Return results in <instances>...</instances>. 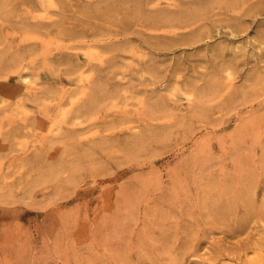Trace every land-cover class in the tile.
<instances>
[{
    "label": "rangeland",
    "instance_id": "374dc122",
    "mask_svg": "<svg viewBox=\"0 0 264 264\" xmlns=\"http://www.w3.org/2000/svg\"><path fill=\"white\" fill-rule=\"evenodd\" d=\"M140 1L0 0V264H264V11Z\"/></svg>",
    "mask_w": 264,
    "mask_h": 264
},
{
    "label": "bare ground",
    "instance_id": "6f19581e",
    "mask_svg": "<svg viewBox=\"0 0 264 264\" xmlns=\"http://www.w3.org/2000/svg\"><path fill=\"white\" fill-rule=\"evenodd\" d=\"M116 2L117 1H115L114 3L116 4ZM134 3L136 4V7L141 12V10L145 6V3L143 1H140V0H138V1L134 0ZM222 3H223V0H183L182 3L175 6V9L185 12L184 16H183V23L186 24V26H189V28H190V25H192V27L190 29H192V31H193L192 36H195L194 37L195 41H193L191 39H187L186 40L187 43H188V40L193 41V42H191V44L199 43V42L204 41L206 38H213L215 34L219 35V36L220 35H226L229 37L234 36V38H236L235 36H237V34H239L241 32L242 33L246 32L245 30L248 28V26L246 27L247 22H245L246 17H249V16L255 17V16L259 15V13L264 11V1H261L255 6L254 5L249 6V7L243 6L239 12H235L232 14H229V13L226 14L224 12V14H226V15L222 16V14H223L221 12ZM171 10H172L171 7L168 6L167 9L159 11L157 13V15L150 17V19H149L150 22L152 24H155V25L173 22L172 16H173L174 11H171ZM261 14L264 15L263 12ZM258 26L260 27V25H258ZM261 27H260V29L264 30V28L263 27L261 28ZM226 36H224V37H226ZM239 37H240V35H239ZM239 37H237V38H239ZM222 48H224V47H222ZM215 50H216V48H215ZM217 52H218V50H217ZM261 52H263L262 54H260L261 58L263 59L264 58V51H261ZM241 54H243V53H240V55ZM233 55H235V57H237V55H239V54L235 53ZM257 56H259V55H257ZM242 57H241V59L244 58V57L243 58ZM241 59H240V61H241ZM244 59H246V58H244ZM235 60L236 59L232 58L230 63L229 62H225V63H227L228 66L234 65ZM238 62H239V60H238ZM235 63H237V62H235ZM260 63H262V61H260ZM223 66H224L223 64L221 66L218 65V67H222V68H223ZM154 67L155 66L153 64V65H151V68H150V70L153 73L155 72ZM207 82L210 83L207 87L199 88V90L197 89V94H196L197 96H196V100H195V102H197L196 104L201 103L202 101L208 99L212 93L214 94V92H216L220 88L219 87L220 85L218 84V82L215 78L212 80H208ZM25 89L33 90V84L30 82H26L24 85V91H25ZM162 104L163 103L161 101L156 102L155 105L153 106V108L154 109H160L162 107ZM199 113L202 114V111Z\"/></svg>",
    "mask_w": 264,
    "mask_h": 264
}]
</instances>
